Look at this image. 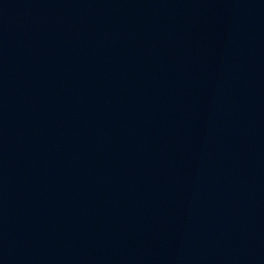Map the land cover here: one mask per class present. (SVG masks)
<instances>
[{
	"label": "water",
	"instance_id": "water-1",
	"mask_svg": "<svg viewBox=\"0 0 264 264\" xmlns=\"http://www.w3.org/2000/svg\"><path fill=\"white\" fill-rule=\"evenodd\" d=\"M0 264H264V0H0Z\"/></svg>",
	"mask_w": 264,
	"mask_h": 264
}]
</instances>
